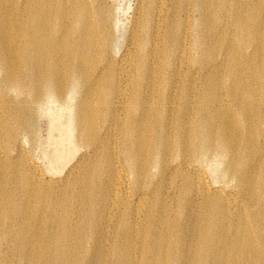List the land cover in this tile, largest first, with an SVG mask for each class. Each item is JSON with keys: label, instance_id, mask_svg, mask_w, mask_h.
<instances>
[{"label": "bare ground", "instance_id": "6f19581e", "mask_svg": "<svg viewBox=\"0 0 264 264\" xmlns=\"http://www.w3.org/2000/svg\"><path fill=\"white\" fill-rule=\"evenodd\" d=\"M233 1L224 51L188 65L190 31L163 0L138 5L119 57L105 0H0V134L35 199L0 207V264H264V0ZM68 100L81 153L46 180L21 158L25 114ZM208 160L223 185L209 187ZM193 202L192 247L177 232ZM114 223L116 247L91 259Z\"/></svg>", "mask_w": 264, "mask_h": 264}, {"label": "rangeland", "instance_id": "374dc122", "mask_svg": "<svg viewBox=\"0 0 264 264\" xmlns=\"http://www.w3.org/2000/svg\"><path fill=\"white\" fill-rule=\"evenodd\" d=\"M105 1L113 11V54L116 57H119L128 45L130 29L134 20L136 19L137 7L139 4H141L142 0ZM163 2H166L167 5L169 4V7H171V12H175L179 21L180 18H182L181 20L184 21L185 27H187V29L190 31L188 40L185 41V46L188 48L190 54L188 58V65L196 64L197 62L204 63L206 61H210L209 59L213 58L217 50H219L220 54L224 51L220 45L230 40L232 37L231 35H233L234 32L232 22L234 11L233 0H163ZM153 3L156 5L160 4L155 3L154 1ZM225 6H227V9ZM212 10L214 11L215 19L209 20L207 19L206 14L208 13L207 11ZM197 42L198 44L196 45ZM199 45L200 47L205 46V49L200 48ZM1 70L2 69L0 66V81L3 77V71ZM192 90H194V88H191L190 93H193ZM3 94L5 95V92H2L1 96H3ZM5 98V96L0 97L2 101H4ZM72 104L73 100L64 102L49 101L42 104L43 106L35 109L34 113L25 114V119L29 124V128L25 134L20 136L19 139L22 140L23 146L27 151L21 158H24L28 155L30 161L28 162V166H30L33 170L37 169L38 174L41 175V177L46 178V180L50 178L56 179L61 177L62 174L67 171L78 159L81 153V150L74 152V139L71 137L72 133L69 124L72 113ZM2 111L3 109L1 108L0 113H2ZM13 146L15 147V145ZM14 147H12L11 142H7V140L4 139V136L0 134V168H5V171L0 173V180H3L0 181L2 184L0 188V207L2 209H7L9 207L8 202L12 203L14 208L17 205L24 203L26 200H35L31 197L33 188L22 185L21 179L19 178H24L26 174L24 169L27 168V166L21 164L18 167L19 173H17V175L10 173L12 166L18 164L15 154L7 151L9 148L12 150ZM7 153H9L10 156H8ZM58 156H61V159L59 160V163H56L59 159ZM204 165L205 166L203 167L206 172L205 178L209 187L223 185L225 180L224 176L222 175L223 163L218 160H208V162H204ZM178 199L179 198H176V200ZM199 204V202L198 205L196 202H193L190 203L191 207L186 205L187 208H185L184 212L179 215L180 221H183L181 222V225H179L181 230L179 229L180 231L177 232V235H179L177 237L181 242H183V244L186 243L184 245L187 246L193 247L196 245L195 241H197L196 234H198V225L195 222L196 216L194 215H197L203 207L202 203L200 205ZM172 206L173 208L170 209V214H168V216L171 215L170 217H172V214L176 215L180 207L177 201L174 202ZM43 212H45V214ZM48 213H50V211L48 212V210H42V221L44 224L49 221V218L52 217V214ZM79 220L80 218H78V221ZM194 224L196 225V228ZM112 226L108 228L107 232L104 231V233L100 235L101 237L98 235L99 237L96 242L97 247H101L103 245L101 247L103 250H95L93 253H91V259H99L101 254L105 253L107 250V252H109L110 249L112 251V248L114 249V235L119 230V223H114ZM185 228L188 229L186 230ZM194 232H196V234H194ZM191 242L193 243L192 245ZM107 247L109 249H107ZM135 255V257H138L139 253H135ZM110 259L111 258H109L105 264H112V262L113 264H116L114 263L113 259Z\"/></svg>", "mask_w": 264, "mask_h": 264}]
</instances>
